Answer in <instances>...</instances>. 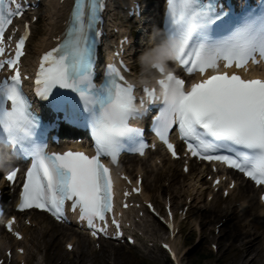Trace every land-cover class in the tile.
Wrapping results in <instances>:
<instances>
[{"label": "snow or ice", "instance_id": "snow-or-ice-1", "mask_svg": "<svg viewBox=\"0 0 264 264\" xmlns=\"http://www.w3.org/2000/svg\"><path fill=\"white\" fill-rule=\"evenodd\" d=\"M104 8L105 0H69L66 30L55 37L54 47L40 55L35 95L53 113L45 122L24 91L20 67L31 28L26 24L19 36L17 29L9 32L14 19L24 15V0H0V73H6L0 75V169L15 182L20 168L10 165L8 156L30 161L18 208L44 210L60 221L77 213L93 237H123L114 212L109 163L118 168L124 150L145 153V129L134 121L149 113L152 131L173 157L190 153L200 160L222 162L264 185V78L222 70V66L247 70L250 63L264 62V0H166L163 28L157 27L152 36L159 46L147 53L152 68L161 74L156 80L160 87L144 83L139 98L136 85L125 75L129 66L124 59L106 62L98 79ZM126 41H121L115 55H122L119 48ZM169 47L175 51L174 61L200 77L188 87L185 78L159 62ZM168 82L176 86L173 99L168 98ZM61 123L89 129L94 154L71 148L49 150L48 133ZM173 129L186 142V153L172 142ZM130 194L124 192L125 208ZM149 207L159 216L154 206ZM168 211L171 215L170 205ZM15 221V216L7 221L10 231ZM167 223L174 229L172 221ZM15 235L22 238L19 231ZM127 239L135 243L132 236ZM163 247L173 264H180L176 251L167 243Z\"/></svg>", "mask_w": 264, "mask_h": 264}, {"label": "rangeland", "instance_id": "rangeland-1", "mask_svg": "<svg viewBox=\"0 0 264 264\" xmlns=\"http://www.w3.org/2000/svg\"><path fill=\"white\" fill-rule=\"evenodd\" d=\"M217 221V219L213 220ZM241 231L238 229H232L229 226L225 227V232L223 237H221L218 241L219 244V250L218 253L215 255L212 252H210V246L209 242L210 241H215L213 236L209 239V241L204 244V243H198L197 239L193 238H187L186 241V246L187 250L186 255L184 257V262L185 264H242V252L241 246L243 244V240L241 239H233L234 236H240L239 234ZM186 237V234L184 235V238ZM53 238L51 240V243H53ZM253 247V249L256 251L253 254V257H256V264H264V242L263 240H258L255 242L253 245H250ZM61 249L63 247L61 246ZM262 249L260 252L259 250ZM61 251V250H60ZM205 253L203 256L201 254ZM112 254L110 252L106 253L105 259L107 263L111 264H132L135 262V256H129L127 257L126 255L122 256H114L113 258L111 257ZM116 260V261H115ZM89 264H94V263H89ZM95 264H101L100 263H95Z\"/></svg>", "mask_w": 264, "mask_h": 264}, {"label": "clouds", "instance_id": "clouds-1", "mask_svg": "<svg viewBox=\"0 0 264 264\" xmlns=\"http://www.w3.org/2000/svg\"><path fill=\"white\" fill-rule=\"evenodd\" d=\"M155 32H156V30H154V34H155ZM150 41L153 43L154 46L147 48L145 50V52L142 53L141 56L139 57V62L142 65V71H144V72H150L152 69V62L148 59L147 53L153 51L154 47L159 46L156 44V41L152 40V37L150 38ZM169 60H175V51L171 47H169L168 53L165 56H163L159 62L167 68V62ZM157 79L158 78H156V77H152L151 79H146L143 82L150 84L152 82H156ZM168 88H169L168 98L173 99L175 96L176 86L173 83L168 82Z\"/></svg>", "mask_w": 264, "mask_h": 264}, {"label": "bare ground", "instance_id": "bare-ground-1", "mask_svg": "<svg viewBox=\"0 0 264 264\" xmlns=\"http://www.w3.org/2000/svg\"><path fill=\"white\" fill-rule=\"evenodd\" d=\"M56 5V7H54V14L52 13V15H54V16H58V12H57V7H58V5L60 6V4H55ZM54 17H52V19H53ZM55 21L53 22V24H50V26H52V28L54 27V25H55ZM47 40H46V38H43V39H40V42L37 44V49L38 48H45L46 46H47ZM251 235V234H250ZM251 237L249 236V237H247L244 241H245V243H244V245H243V249H242V262H243V264H256V257L254 258L253 257V254L256 252L254 249H253V247L252 246H247V249H246V247H245V245L246 244H248L250 241H251ZM257 239H259V237L257 238ZM259 240H261V238L259 239ZM263 240V242H264V239H262ZM243 241V242H244ZM253 242V241H252ZM82 242H80V244H81ZM255 242H253V244H254ZM262 249H260L259 250V252L261 251ZM83 262H84V259L82 260ZM81 264V263H80ZM85 264V263H84Z\"/></svg>", "mask_w": 264, "mask_h": 264}]
</instances>
